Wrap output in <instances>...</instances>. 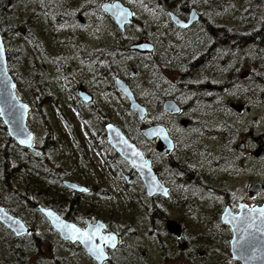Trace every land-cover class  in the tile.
I'll return each mask as SVG.
<instances>
[{"label": "flooded vegetation", "instance_id": "flooded-vegetation-1", "mask_svg": "<svg viewBox=\"0 0 264 264\" xmlns=\"http://www.w3.org/2000/svg\"><path fill=\"white\" fill-rule=\"evenodd\" d=\"M16 1L0 0V29L4 30L5 38L11 33V29L10 33L5 31L4 22ZM18 1L23 4L22 10L30 13L27 19L30 26L26 28L19 23L10 28L19 27L20 37L26 45L41 46L47 35L52 36L49 34L52 30L58 34L75 25L87 23L89 0H84L79 11L68 5L67 0ZM105 1L107 0L103 2ZM182 1L184 4L177 7L160 8L167 15V22L178 33L177 41L173 43L172 40V54L164 56L165 70L169 73L176 72L179 77L176 81L168 78V75H165V79H160L154 70H149L153 79L149 92L160 95L159 86L165 87L169 92V96L164 98L156 97L164 117H151L152 108L149 109L137 94L130 79L137 76L138 71L130 68L129 73L135 70L136 74L125 79L138 100L147 107L146 118L139 119V124L131 121L129 126L131 132L138 134L137 140L129 138L151 160L165 192L148 194L138 171L109 141L107 124L112 122L123 130L121 125L109 118L99 119L97 114L101 108L100 97L84 81L76 80L75 85L70 86L71 77H67L66 86L51 88L52 92L68 91L69 110L74 112L76 118L66 120L67 130L64 131L71 141V149L68 153H62L63 158L55 153L57 133L49 131L40 136L34 133L33 146H21L11 138L0 117V126L4 128L0 137L4 176L8 178L11 175H24L28 179L23 160L37 165L33 181L30 183V180L25 179L22 186L18 185L12 191L13 197L8 196L7 201L0 202V207L20 220L21 224L18 232L10 224L0 220V264H155L149 257L150 250L162 260L157 264H242L232 255L230 241L233 232L223 222V215L227 210L238 213L242 207L264 204V178L251 180L247 177L245 192H242L240 182L243 171L237 170L248 167L252 156L248 140H253L250 138L252 136H247L248 140L244 139L237 144L236 134L241 131L236 132L235 126L230 123L233 120L232 113L243 115L246 110L251 111L254 102H234L232 96L237 92L233 74L235 70L229 64L232 61V44L219 43L211 20L203 16L198 7L189 5L186 10V0ZM194 8L199 18L190 26L180 27L172 21L171 12L188 20ZM101 11L105 13L104 10ZM199 23H202V27L194 30ZM52 38L58 42L55 37ZM140 41L154 43V50L150 54L154 53V41ZM104 52L105 49L99 47L88 53L77 48L76 53L81 59L88 55L86 59L97 60L105 55ZM130 52L143 53L136 49ZM222 60H225L226 65L224 70H219ZM115 65L117 63L109 64L108 67L114 70L111 78L115 79V84L109 85V89L111 93L124 97L129 107L128 98L116 86V77H123V74L120 75L122 69L118 72ZM245 74L242 73L240 77ZM81 85L93 95L91 102L86 103L79 96ZM255 85H251L248 90L254 91ZM103 87H99V90ZM72 91L77 94L76 106L73 104L75 96ZM172 94L176 96L172 97ZM169 98L178 102L181 107L179 113L164 110L163 103ZM59 104L63 107V103ZM113 108L116 111L117 105ZM80 109L84 111V118ZM168 118H172V121ZM159 124L166 126L173 138V149L164 150L159 136L148 138L143 134L142 129ZM28 126L32 130L29 124ZM191 126L194 127L196 136L181 133V128L189 131ZM263 137L264 134L252 137L255 140L253 142L257 143L256 148L252 149L257 158L264 155ZM207 139L215 142L211 148L205 142ZM10 145L12 150L6 157ZM18 160L22 166L16 164ZM67 181L83 185L86 189L80 191L72 188L66 184ZM123 185H140L143 193L138 198H131L130 203L127 200L129 209L121 198L113 209L107 210V188H114L113 197L116 199L118 193L122 196ZM42 208L52 210L80 230L96 232V235L113 232L116 235L115 247L103 243V251L108 257L102 261L97 260L79 240L64 239ZM122 214L130 216L134 225L129 221L124 223ZM216 224H221V227ZM131 226L133 228L129 229ZM155 244L158 254L152 247Z\"/></svg>", "mask_w": 264, "mask_h": 264}, {"label": "rangeland", "instance_id": "rangeland-1", "mask_svg": "<svg viewBox=\"0 0 264 264\" xmlns=\"http://www.w3.org/2000/svg\"><path fill=\"white\" fill-rule=\"evenodd\" d=\"M89 1L90 8L89 12L86 13L87 23L85 25H75L70 30H63L58 34L54 33L53 30L49 33L55 37L58 42H56L55 39L49 35L45 37V41L41 46L35 44L26 45L22 42V38L20 36L10 39L14 44L25 46V50L22 53V67L17 68L19 77L20 71L23 75L21 76V87L17 89V92L23 100L30 104L31 108L29 112L28 124L37 136L46 135L49 131L57 133L56 137L58 138L54 147L55 153H58L59 158H63L62 153H68L71 149V141L64 131V129L67 130L66 124L68 122L66 120H69V118L76 120V118L74 117V112L72 113L69 108L67 110L66 107L63 108L59 104L62 103L63 93H54V100L57 101L56 104L51 103V99L42 98L41 95H37L36 88L27 78V74L30 70L37 68L43 76L48 77L50 74H56V69H59L62 73V80L65 82H62L60 78H58V82L61 83L59 86L63 87L67 85V77H71L70 86H74L76 80L84 81L87 87L92 89L100 97V105H98L101 108L97 114L98 118L102 119L104 117L116 121L121 125V127H123L122 129L124 132L126 131L124 128L129 131V126L131 125V121L128 119L125 120L127 116H129V112L127 111L129 107L124 97L121 98L117 95V93H111V89H109V85L115 84V79L111 78V74H113L114 70L112 68H105L100 71L101 61H95L96 58L88 60L86 59L88 55L85 59H81L78 53H76L77 48L81 49L83 53H88L92 49L105 47V55L103 56L105 57V60L102 59V65L106 63V56H108L112 59L113 63H117L115 66H117L116 70L118 72L122 69L120 75L123 74V77L126 80L127 77L131 75L129 73L130 68H134L138 71L137 76L130 79V81L137 94L139 93L138 89L140 90V98L143 100L144 104H146L149 109L152 108L150 114L151 117H164L162 114L163 112L160 110V106H158L157 98L169 96V92L165 87H162L160 90V95L162 96L157 93L151 94V92H149L150 82L153 79L151 78L150 71L147 68L148 59H152L155 54H157L156 56H159V54L168 56V54H172L173 52V43L177 41L178 33L175 28L167 22V15L165 13L163 14L162 11L153 3H147L142 0H121L133 11L132 22L127 26L125 31L126 33L121 34L112 17L106 12L104 13L101 11V3L104 0ZM187 1L189 5L198 7V9L203 13V16H206V18L211 20V22L215 25V33L217 34L216 37L218 38L219 43L225 42L224 44H226L230 42L232 44L233 48L230 51L232 61L229 62V64L232 69H235V73L233 74L235 82H237V92L232 96L234 102L243 104L244 102H254V106L251 111L246 110L243 115L231 112L233 120L230 123L235 126L236 132L241 131L240 134H236L237 144L244 139L248 140L247 136L258 137L259 135L264 134V47L263 45L260 46L259 43L252 39H250V41L253 43L246 41L239 44L235 38V30L240 31L245 29V35L251 38L250 31L252 29L263 27L264 18H262V16L264 15L257 13L260 11L259 4L255 0ZM262 1L264 2V0ZM67 3L72 7H76L79 11L82 3H84V0H67ZM163 7L164 6L162 5L161 8ZM165 7L166 9L169 8L167 5H165ZM251 7H253L256 12L249 11ZM151 8H154L155 11ZM22 9L23 4L17 0L13 3V7L9 9L10 11L8 10V17L4 22L6 27L4 28L9 33L10 27L17 26L19 23L25 25L26 28L30 26V23L27 20L30 17V13H27ZM200 27H202V23L197 24L193 29L196 30ZM226 29L231 30L234 34H231L230 32V35H226ZM219 34H221L222 37H219ZM140 40H152L155 42L156 50L153 54L148 55L149 58L146 56L149 53H128L127 49L129 46ZM11 42H9L10 45H12ZM9 44L5 43L6 50L8 47L10 48ZM165 59L166 58H164V60ZM153 61L154 60H150L149 62L153 63ZM113 63L110 64L114 65ZM26 64H28V66ZM225 65V60H222V63H219L218 69L224 70ZM173 67L177 68L176 66ZM242 73H246L244 77H240ZM165 75H168V78L173 81H176L179 77V74L176 72L169 73L164 70V79ZM156 76L159 78L162 77V75L160 77L159 74H156ZM30 77L31 76L29 75V78ZM14 78L16 80V77ZM254 82L257 84L255 85ZM251 85H255L254 91L248 90ZM102 86L104 87L99 90V87ZM49 89L51 90V87ZM21 93L24 94L25 97H22ZM171 96L175 97L176 95L172 94ZM116 102H118V104ZM114 105H117L116 111L113 108ZM80 113L84 118L85 115L82 109H80ZM168 120L172 121V118H168ZM188 129L190 130L184 131V128H181V133L183 134L185 132L196 136L193 126ZM2 133H4V128L0 126V137ZM129 137L133 139L131 136ZM252 137L250 138L255 141ZM133 140L136 141L137 138ZM253 141L248 140V146L250 148V153L252 154L248 167L244 166L242 169L237 170L238 172L240 170L243 171L241 175L243 179L240 182L243 189L242 192H245L248 180L247 177H250L251 180L255 178H264V155L260 158L253 155L252 149H255L257 145V143ZM205 142L210 148L215 143L212 139H207ZM182 148L185 149V147ZM2 149V145L0 144V202L7 201L8 196L13 197V195H11L12 191L17 187L22 186L23 181L26 179L24 178V175H21L22 177L20 175H11L8 178L7 176H4V155L2 154ZM11 150L12 146L10 145V148L8 147L6 157H8ZM186 151L188 152V150ZM25 161L26 159L23 160V165L26 164ZM11 171L13 170L11 169ZM112 189L108 187L106 190L105 199L107 210L113 209L115 204L121 201V198L122 203L126 205L127 200H129L130 203L131 198H138L139 195H142L143 193L140 185L128 187H124L123 185L122 196L118 193L116 199H114L113 191L115 190L114 188ZM126 206L129 209V206ZM122 218L124 223L129 221L132 222V225H134V222L131 221L130 216L127 214H122ZM216 225L221 227V224ZM132 228L133 226L129 229ZM152 247L155 250V253L158 254L157 244ZM149 257L155 264L162 261L161 259H158L151 250Z\"/></svg>", "mask_w": 264, "mask_h": 264}, {"label": "water", "instance_id": "water-1", "mask_svg": "<svg viewBox=\"0 0 264 264\" xmlns=\"http://www.w3.org/2000/svg\"><path fill=\"white\" fill-rule=\"evenodd\" d=\"M102 9L113 18L122 30L126 28L127 24L132 22L133 11L121 0L105 1L102 4ZM170 15L172 21L180 27H188L199 18L195 8L190 12L188 20L181 18L174 12H171ZM262 32L264 35V26ZM0 44L4 48L3 58L0 60V116L12 138L22 146L32 147L34 132L27 124L30 105L27 101L22 100L16 91V81L8 67L6 48L1 33ZM131 49L151 52L154 50V43L150 41L133 43ZM130 73L131 75L136 74L135 70H131ZM116 86L128 98L130 109L137 113L140 120H144L147 115V107L138 100L130 83L121 76H118L116 77ZM78 94L86 103L93 100V95L83 85L80 86ZM163 108L174 114L179 113L181 110L178 102L171 98L164 101ZM106 127L110 143L138 171L148 194L165 192V188L162 186L152 167L151 160L147 159L143 150L135 142L130 140L124 131L114 123L110 122ZM142 132L148 138L159 136L161 144L164 145V150H171L175 146L174 140L170 136L166 126L162 124L146 127L142 129ZM133 153H137L138 155H133ZM66 184L80 191L86 189L85 186L78 185L74 182L67 181ZM42 209L52 223L60 230L64 239H70L72 241L79 240L80 242L85 241L82 243L96 257L92 251V241H87V238L84 236V233L91 235L93 232L89 233L88 230H80L72 223L63 220L56 213L52 212V210ZM261 210H264V204L242 207L238 213H232L230 210H227L223 215V222L228 224L233 232L230 241L232 255L242 264H264V215H262ZM0 220L10 224L19 232L21 228L20 220L6 212L3 207H0ZM73 236L75 238H72ZM102 236L114 237L111 243L109 242L108 244L112 247L113 244L116 245V235L113 232L97 234L93 239L95 244L100 245L102 249L103 241L100 239ZM107 257L108 255L104 253L102 259H96L102 261Z\"/></svg>", "mask_w": 264, "mask_h": 264}, {"label": "trees", "instance_id": "trees-1", "mask_svg": "<svg viewBox=\"0 0 264 264\" xmlns=\"http://www.w3.org/2000/svg\"><path fill=\"white\" fill-rule=\"evenodd\" d=\"M4 2V0H2ZM142 1H146L147 3H153L157 6L158 9L161 8V6L163 5L165 7V5H167L168 7H177V5H180V4H184L182 0H142ZM258 4H259V7H260V11L257 12V13H261L264 15V2L262 0H255ZM185 4L187 5L186 7H184L186 10H188V6H189V3L188 1L186 0ZM153 11H155L154 8H151ZM249 11H254L256 12V10L251 7V9H249ZM262 18H264V16H262ZM11 29V33L9 35H7V38H4V41L5 43L9 44V42H11L10 39L12 38H15L17 36H20V31H19V27H13V28H10ZM119 29V28H118ZM120 30V33L121 34H124L126 33L125 31ZM2 35H3V31L0 29ZM5 31H7L5 29ZM8 32V31H7ZM230 32L231 34H234L231 30H228L226 29L225 30V34L226 35H230ZM245 32L246 30L243 29V30H240V31H236L235 30V38H236V41L240 43H244L246 41H250V39L254 40L255 42L259 43L260 46L264 44V35H263V32H262V28H258V29H252L250 32H251V38L246 36L245 35ZM9 33V32H8ZM126 35V34H125ZM146 37V36H145ZM219 37H222L221 34H219ZM12 43V42H11ZM250 43H253L252 41H250ZM249 43V44H250ZM10 48L8 47L7 49V57H8V63H9V69L12 73V75L14 77H16V81H17V89H19L21 87V76L22 75V72L20 71V77H19V74L17 72V68H21L22 67V58H23V52L25 50V46H20L18 44H14L12 43V45H10ZM24 47V49H23ZM130 47V46H129ZM103 49H105V47H103ZM128 53L130 52V48L127 49ZM149 54H147L146 56L149 58ZM157 54L154 55V57L152 59H148V62H147V68L149 70H154L156 72V74H159L160 77L162 75V77L160 79L163 78V71L165 70V60H164V54H159V56H156ZM263 55V54H262ZM264 57V55H263ZM102 59L105 60V57H101L100 59H97L95 61H101V70L102 69H105L109 67V64L110 63H113L112 62V59L109 58L108 56H106V63H104V65H102ZM264 59V58H263ZM150 60H154L153 63H150L149 61ZM114 64V63H113ZM28 66V64H26ZM235 70V69H234ZM56 74L52 75L50 74L48 77L46 76H43L42 73L40 72V70L37 68L36 69H33V70H30L27 74V78L29 79V81L31 82V84L36 88V91H37V95L38 96H42V98H48V99H51V103L53 104H56L57 101L54 100V93L55 92H52L49 88L51 87H54L56 88V86H58L59 84L61 85L60 82H58V78H60L62 80V73L59 69H56ZM29 75L31 76L29 78ZM157 78V77H156ZM154 81H156V79H154ZM62 82H65L62 80ZM237 83V82H236ZM154 84V83H153ZM162 86H159L158 87V90H161ZM139 91V95H140V90L138 89ZM58 93V92H57ZM63 94V100H62V103H63V108L66 107V109L68 110V108L70 107L68 105L69 103V93L68 91H64L62 92ZM72 93L74 94L75 96V101L73 104H75L77 102V97H76V93L74 91H72ZM21 96L22 97H25L24 94L21 93ZM61 103V104H62ZM127 111L129 112V116H127V118L125 120H129V121H134L136 122L137 124H139V118L137 116V114L133 111H131L130 109H127ZM123 128V127H122ZM126 130V133L128 135H131V137L133 139L137 138V135L138 134H135L134 132H131V130L127 131L126 128H124ZM12 161V159H11ZM16 164L18 166H22V163L20 160H18L16 162ZM12 166L14 165V162H12L11 164ZM25 172H28L27 175V180L29 181L30 180V183L33 181V177H34V173L36 171V164L35 163H26L25 164Z\"/></svg>", "mask_w": 264, "mask_h": 264}, {"label": "snow or ice", "instance_id": "snow-or-ice-1", "mask_svg": "<svg viewBox=\"0 0 264 264\" xmlns=\"http://www.w3.org/2000/svg\"><path fill=\"white\" fill-rule=\"evenodd\" d=\"M3 54H4V48H3V45L0 44V60H2ZM133 155H138V154L133 153ZM261 213H262V215H264V210H261ZM84 236L87 238V241H92V251L95 253L96 258L102 259L104 256L103 249L101 248L100 245L95 244L94 239H93L96 236V232H93L91 235H89L88 233H84ZM72 238H75V236H73ZM100 239L103 241L104 244H108L110 241H112L114 239V237L102 236V237H100ZM82 242H85V241H82ZM114 246L115 245L113 244V247Z\"/></svg>", "mask_w": 264, "mask_h": 264}]
</instances>
